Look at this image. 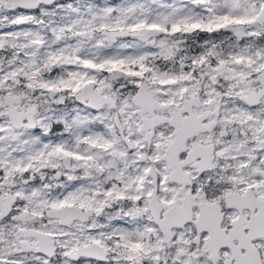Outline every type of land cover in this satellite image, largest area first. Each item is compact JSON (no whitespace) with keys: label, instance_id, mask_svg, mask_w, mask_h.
Instances as JSON below:
<instances>
[{"label":"snow or ice","instance_id":"obj_1","mask_svg":"<svg viewBox=\"0 0 264 264\" xmlns=\"http://www.w3.org/2000/svg\"><path fill=\"white\" fill-rule=\"evenodd\" d=\"M0 264H264V0H0Z\"/></svg>","mask_w":264,"mask_h":264}]
</instances>
